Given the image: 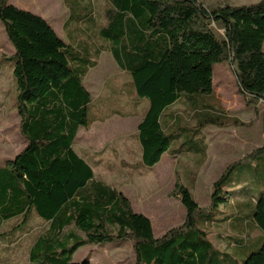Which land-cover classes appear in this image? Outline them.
I'll return each instance as SVG.
<instances>
[{
	"label": "trees",
	"instance_id": "16d2710c",
	"mask_svg": "<svg viewBox=\"0 0 264 264\" xmlns=\"http://www.w3.org/2000/svg\"><path fill=\"white\" fill-rule=\"evenodd\" d=\"M64 1L70 21L90 18L88 0ZM108 3L98 36L131 76L137 97L148 101L137 124L143 165L159 162L180 134L165 131L166 108L181 95L190 100L211 94L215 64L233 59L246 102L264 100V0L212 10L199 0ZM0 22L14 49L15 107L26 140L20 152L0 165V242L5 222L20 218L16 227H23L36 214L50 224L30 248L34 264H90L88 259L72 261L78 247L126 239L132 242L134 264H264V236L257 251L236 259L242 246L238 238L226 253L213 246L205 229L219 220L214 211L221 214L217 209L226 206L224 184L239 162L214 181L207 209L197 204L189 188L177 184L183 223L154 238L148 217L134 211L120 191L95 180L92 166L73 147L78 129L92 122L91 95L83 84L86 72L95 66L92 54L65 43L45 19L8 0H0ZM211 23L224 29V38L215 34ZM260 153L264 145L245 159ZM253 222L264 233V189L255 200ZM69 225L83 236L63 233Z\"/></svg>",
	"mask_w": 264,
	"mask_h": 264
},
{
	"label": "rangeland",
	"instance_id": "374dc122",
	"mask_svg": "<svg viewBox=\"0 0 264 264\" xmlns=\"http://www.w3.org/2000/svg\"><path fill=\"white\" fill-rule=\"evenodd\" d=\"M88 1L90 18L76 23L69 20L70 12L64 0H8L45 19L65 43L87 48L92 54L95 66L83 77V84L91 95L88 118L92 122L87 128L80 127L73 143L75 151L90 162L95 180L124 194L132 209L150 216L154 227H160V233L183 223L185 211L175 193L177 184L189 188L197 204L207 209L214 181L231 163L239 162L224 184L228 197L226 211L221 214L214 211L219 220L205 229L215 247L230 249L215 234L227 230L229 223L224 224L221 218L233 214L236 218H232L230 224L234 228L230 227V231L239 238L238 245H242L234 257L244 258L257 251L264 233L255 226L253 214L255 200L264 189V153L253 158L245 159V156L264 145V100L254 104L246 102L236 82L233 59L215 64L211 94L193 96L190 100L181 95L166 108L162 118L165 131L180 133L170 150L172 154L166 151L153 166L143 165L136 125L148 101L137 97L131 76L117 65L108 43L98 36L105 22L108 0ZM199 1L212 10L224 4L243 5L259 0ZM210 27L218 37H225L223 28L214 23ZM13 54V46L0 22V165L26 145L15 107ZM41 220L33 214L22 228L16 227L20 218L3 224L1 230L6 235L0 242V264H34L29 260V248L48 225ZM68 229L83 236L74 226ZM108 230L114 232V227L108 225ZM87 255L91 264H134L129 239L90 244L74 252L73 259L78 261Z\"/></svg>",
	"mask_w": 264,
	"mask_h": 264
},
{
	"label": "crops",
	"instance_id": "0c3cea01",
	"mask_svg": "<svg viewBox=\"0 0 264 264\" xmlns=\"http://www.w3.org/2000/svg\"><path fill=\"white\" fill-rule=\"evenodd\" d=\"M212 78H213V73H212ZM141 120V119H140ZM140 120H139V122H140ZM138 122V123H139ZM137 123V124H138ZM136 128H137V125H136ZM80 129V128H79ZM79 129H78V131H79ZM78 133V132H77ZM77 136V135H76ZM136 136H137V129H136ZM140 154H141V150H140ZM82 156V155H81ZM84 158V157H83ZM85 160H87L86 158H85ZM141 160V159H140ZM88 161V160H87ZM160 161V160H159ZM90 163V162H89ZM91 165V164H90ZM245 202H242V204H244ZM183 206V205H182ZM184 208V207H183ZM234 208L236 209V210H238L237 209V207H235L234 206ZM135 211V210H134ZM184 211H185V209H184ZM217 211L218 212H220V213H223V212H225L226 211V207H223V206H220L218 209H217ZM136 212H139V211H136ZM139 213H141V212H139ZM185 213V212H184ZM143 214V213H142ZM146 216V215H145ZM184 216H185V214H184ZM183 216V217H184ZM229 216V217H228ZM33 217V215L30 217V219ZM146 217H148V219L150 218L151 219V217L150 216H146ZM228 217V218H227ZM232 216H230V215H226V216H224V217H222L221 219H225L224 220V224L225 223H229V225H227V230L225 229V231H224V233L223 232H217L216 234H215V236H216V238H218V239H220V240H222L223 242H226V244H227V246H230L229 248L230 249H220V248H218L220 251H223V252H226V253H231L232 252V248H234V245H235V247H236V245H237V242H235L236 240V238H238V237H235V236H233V234L231 233V231H230V227H232L231 226V222H232ZM37 221H38V219L37 218H35ZM149 219V220H150ZM41 221H44V220H41ZM44 222H46L48 225H47V228H46V231L48 230V228H49V222H47V221H44ZM150 222H151V226H152V231H153V236H154V238H159V237H161L162 235H164L165 233H166V231L167 230H169V229H171V228H173V227H176V226H178V225H175V226H172V227H170V228H167V230L165 229V230H163V232L162 233H160L159 232V230H160V227H157V229L154 227L155 225H153V223H152V221L150 220ZM70 226H73V225H69V226H67V227H65L64 229H63V233H66V232H68V231H74L76 234H78V235H80L81 236V234H79V233H77L74 229H68V230H66L68 227H70ZM232 228H234V227H232ZM231 228V229H232ZM158 230V231H157ZM46 231L44 232V233H42V234H45L46 233ZM228 231L231 233V234H229L228 233ZM160 233V234H159ZM208 233V232H207ZM237 235H239V234H237ZM39 236V235H38ZM208 238H209V240L211 241V238H210V236L208 235ZM239 239V238H238ZM123 241V240H122ZM239 241V240H238ZM35 242V241H34ZM33 242V243H34ZM211 243L213 244V246H215V243L214 242H212L211 241ZM33 245V244H32ZM31 245V246H32ZM86 246H89V244H86V245H83V246H80V247H78L74 252H76L77 250H79V249H81V248H83V247H86ZM31 248V247H30ZM30 248H29V252H30ZM217 248V247H216ZM74 254V253H73ZM73 254H72V261H75L74 259H73ZM82 259H91L90 258V256L89 255H87V256H84L83 258H81L80 260H78V261H81ZM90 264H91V261H90Z\"/></svg>",
	"mask_w": 264,
	"mask_h": 264
}]
</instances>
